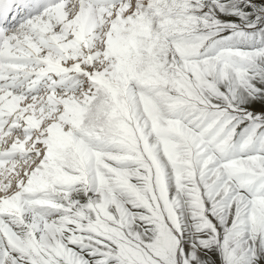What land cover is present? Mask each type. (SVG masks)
Listing matches in <instances>:
<instances>
[{"label": "snow or ice", "instance_id": "1", "mask_svg": "<svg viewBox=\"0 0 264 264\" xmlns=\"http://www.w3.org/2000/svg\"><path fill=\"white\" fill-rule=\"evenodd\" d=\"M0 264H264V0H0Z\"/></svg>", "mask_w": 264, "mask_h": 264}]
</instances>
